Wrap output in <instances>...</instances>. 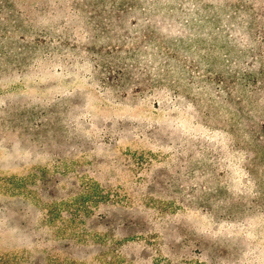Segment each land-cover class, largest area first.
<instances>
[{
  "label": "rangeland",
  "instance_id": "rangeland-1",
  "mask_svg": "<svg viewBox=\"0 0 264 264\" xmlns=\"http://www.w3.org/2000/svg\"><path fill=\"white\" fill-rule=\"evenodd\" d=\"M0 264H264V0H0Z\"/></svg>",
  "mask_w": 264,
  "mask_h": 264
}]
</instances>
